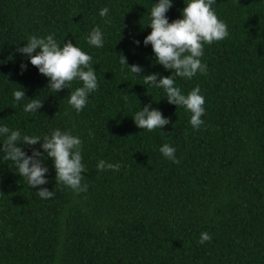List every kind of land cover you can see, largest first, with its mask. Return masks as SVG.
Returning <instances> with one entry per match:
<instances>
[{
	"label": "trees",
	"instance_id": "16d2710c",
	"mask_svg": "<svg viewBox=\"0 0 264 264\" xmlns=\"http://www.w3.org/2000/svg\"><path fill=\"white\" fill-rule=\"evenodd\" d=\"M150 7L151 0H0V124L34 135L70 129L82 141L87 185L73 192L56 184L49 160V183L29 189L0 160V264H264V0L212 6L229 35L204 46L206 75L176 79L184 93L199 86L205 98L198 130L190 113L120 64L123 55L143 75H171L143 46ZM184 7L173 0L169 22ZM96 26L105 33L99 49L86 43ZM48 33L92 57L98 89L79 114L68 108L69 89L50 92L30 64L21 73L28 61L16 47ZM17 86L43 102L38 114L14 102ZM146 104L169 119L162 133L135 126L131 116ZM163 143L179 163L160 154ZM100 160L119 171H98ZM40 188L53 197L39 198ZM204 232L211 239L201 244Z\"/></svg>",
	"mask_w": 264,
	"mask_h": 264
},
{
	"label": "clouds",
	"instance_id": "9594fccd",
	"mask_svg": "<svg viewBox=\"0 0 264 264\" xmlns=\"http://www.w3.org/2000/svg\"><path fill=\"white\" fill-rule=\"evenodd\" d=\"M185 7L179 19L169 22L166 13L173 8V0H158L148 10V25L151 29L143 40V46H151L155 56V64L162 66L165 71H171L170 76L159 73L143 75L144 69L139 65L127 64L123 55L120 64L126 66L136 79H143L144 85L163 91L168 104L183 108L190 113L189 124L198 130L203 124L205 115V98L199 86L184 93L176 84V79L191 80L200 75H206L207 65L202 62L204 46L211 45L225 39L229 33L227 25L219 19L213 10L216 0H184ZM109 8L99 10V16L108 17ZM86 43L93 48H102L105 44V33L100 26L93 27L88 32ZM134 43L140 46V41ZM23 47H16V52L26 58L28 63L21 64V73L27 71L28 64L34 66L38 73L47 81V89L54 94L69 89L66 99L68 108L79 114L88 102L89 97L98 89L96 70L92 65V57L71 41L61 44L54 34L28 35ZM75 83L78 85L73 88ZM14 102L22 104L23 112L38 114L43 102L38 98L27 99L25 90L18 87L12 92ZM24 101H27L24 103ZM131 118L139 129L162 133L164 126L169 124L161 111L151 104L140 106ZM39 145L37 149L35 146ZM25 146L31 155L25 151ZM82 141L78 135L68 130L52 129L45 135L24 133L18 128H10L0 124V160L7 162L15 174L24 179L29 189H38L49 183L46 174L49 168L47 161H51L55 183L71 189L73 192L87 191V185L82 184L85 179V166L82 163ZM160 154L172 163H179L176 159V149L168 143L159 147ZM98 171L105 169L119 171V163H106L100 160L96 164ZM35 194L43 199H51L53 191L40 188ZM210 235L200 234L201 244L209 241Z\"/></svg>",
	"mask_w": 264,
	"mask_h": 264
}]
</instances>
